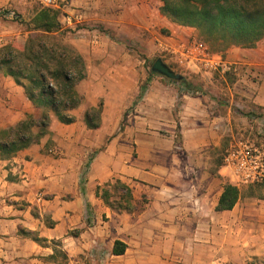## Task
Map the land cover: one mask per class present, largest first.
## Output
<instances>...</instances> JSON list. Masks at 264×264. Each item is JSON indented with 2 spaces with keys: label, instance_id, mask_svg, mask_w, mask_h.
<instances>
[{
  "label": "crops",
  "instance_id": "1",
  "mask_svg": "<svg viewBox=\"0 0 264 264\" xmlns=\"http://www.w3.org/2000/svg\"><path fill=\"white\" fill-rule=\"evenodd\" d=\"M162 5L63 0L55 8L72 29L65 42L85 59L83 102L74 122L53 115L39 142L10 158L0 154V264L264 260V193L218 210L225 185L240 187L225 164L229 146L244 139L264 147V38L213 50L237 72L181 67L157 43L197 37L196 29L170 20ZM0 7L22 19H0V47H22L32 2L0 0ZM160 57L182 68L184 80L154 72ZM101 102L100 125L90 127L86 112ZM41 113L0 69V128ZM118 179L132 189V211L101 195ZM117 241L121 254L113 251Z\"/></svg>",
  "mask_w": 264,
  "mask_h": 264
},
{
  "label": "trees",
  "instance_id": "2",
  "mask_svg": "<svg viewBox=\"0 0 264 264\" xmlns=\"http://www.w3.org/2000/svg\"><path fill=\"white\" fill-rule=\"evenodd\" d=\"M161 11L173 22L197 29L216 52L232 46L254 47L264 38V0H163ZM59 15L58 9L39 8L25 23L29 31L25 44L0 47V69L13 76L42 110L39 117L28 115L14 126L0 128V154L4 158L39 142L49 132L53 115L63 123L74 122V110L83 102L78 84L87 76L85 59L63 40L72 29L64 27ZM15 21L22 23L20 14ZM101 111L102 102L87 110L90 127L100 125ZM101 193L114 208L134 209L132 189L119 179L106 184ZM242 196L239 186L227 183L218 210H232ZM113 251L121 254L125 245L117 241Z\"/></svg>",
  "mask_w": 264,
  "mask_h": 264
},
{
  "label": "built area",
  "instance_id": "3",
  "mask_svg": "<svg viewBox=\"0 0 264 264\" xmlns=\"http://www.w3.org/2000/svg\"><path fill=\"white\" fill-rule=\"evenodd\" d=\"M24 1L39 3L42 7L54 9H60L63 2V0ZM17 15L18 12L13 7H0V19L15 21ZM157 47L163 58L172 59L181 67H197L208 72H237L238 70L236 65L229 64L221 54L214 52L205 41L198 37L159 41ZM224 159L225 164L234 170L239 185L246 186L264 181V147L239 139L229 146Z\"/></svg>",
  "mask_w": 264,
  "mask_h": 264
},
{
  "label": "rangeland",
  "instance_id": "4",
  "mask_svg": "<svg viewBox=\"0 0 264 264\" xmlns=\"http://www.w3.org/2000/svg\"><path fill=\"white\" fill-rule=\"evenodd\" d=\"M39 8H45V7H42L39 3H32V8L29 11L28 18L32 19ZM69 35H71L70 32L66 33L63 36V40L65 41L66 39H70ZM195 36H197L198 38L203 40L202 36L200 35V33H199V31L197 29H196ZM207 44L209 45V43H207ZM171 65H172L171 66L172 69H174L176 72L181 73V74L184 75V70H182V68H180V67H178L177 65H174V64H171ZM221 73L226 74V72H221ZM240 188H241V190L243 192V199L250 198V197H260L264 193V181L262 183L254 184V185H252V184L251 185H246V186L240 185ZM251 192L254 193V194L251 195ZM114 197L117 198V199L120 198L119 194H114ZM248 264H264V260L253 259V260H250L248 262Z\"/></svg>",
  "mask_w": 264,
  "mask_h": 264
},
{
  "label": "water",
  "instance_id": "5",
  "mask_svg": "<svg viewBox=\"0 0 264 264\" xmlns=\"http://www.w3.org/2000/svg\"><path fill=\"white\" fill-rule=\"evenodd\" d=\"M152 70L172 79L183 80L185 78L183 74L172 69L169 64H167V62L161 57L156 59V61L153 63Z\"/></svg>",
  "mask_w": 264,
  "mask_h": 264
}]
</instances>
